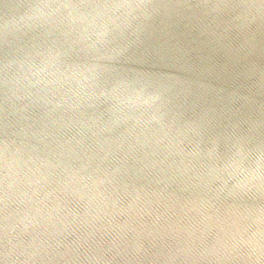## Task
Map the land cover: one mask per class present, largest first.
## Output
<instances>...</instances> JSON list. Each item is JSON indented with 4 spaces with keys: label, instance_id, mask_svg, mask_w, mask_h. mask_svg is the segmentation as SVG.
<instances>
[{
    "label": "water",
    "instance_id": "water-1",
    "mask_svg": "<svg viewBox=\"0 0 264 264\" xmlns=\"http://www.w3.org/2000/svg\"><path fill=\"white\" fill-rule=\"evenodd\" d=\"M0 264H264V0H0Z\"/></svg>",
    "mask_w": 264,
    "mask_h": 264
}]
</instances>
